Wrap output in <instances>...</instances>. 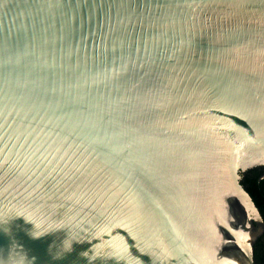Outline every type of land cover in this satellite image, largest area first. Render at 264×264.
I'll return each mask as SVG.
<instances>
[{
    "label": "water",
    "instance_id": "95a60500",
    "mask_svg": "<svg viewBox=\"0 0 264 264\" xmlns=\"http://www.w3.org/2000/svg\"><path fill=\"white\" fill-rule=\"evenodd\" d=\"M264 0H0V264H256Z\"/></svg>",
    "mask_w": 264,
    "mask_h": 264
},
{
    "label": "trees",
    "instance_id": "16d2710c",
    "mask_svg": "<svg viewBox=\"0 0 264 264\" xmlns=\"http://www.w3.org/2000/svg\"><path fill=\"white\" fill-rule=\"evenodd\" d=\"M242 184L259 207L264 218V179H259L257 171H249L243 174ZM256 264H264V235L255 246Z\"/></svg>",
    "mask_w": 264,
    "mask_h": 264
}]
</instances>
